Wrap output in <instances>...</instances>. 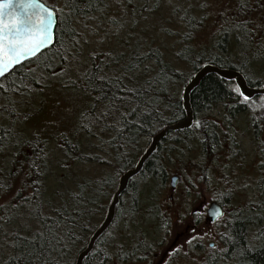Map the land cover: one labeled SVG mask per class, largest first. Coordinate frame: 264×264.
<instances>
[{
	"label": "trees",
	"instance_id": "1",
	"mask_svg": "<svg viewBox=\"0 0 264 264\" xmlns=\"http://www.w3.org/2000/svg\"><path fill=\"white\" fill-rule=\"evenodd\" d=\"M40 1L55 10L45 0ZM61 1L63 10L59 13L55 10L59 22L55 27L54 44L34 59L14 68L0 80V84L8 87L6 94L0 92V105L7 106L8 109L0 111V128L19 130L35 122L42 109L33 112H16V105L20 106L21 103L18 99L28 100L35 93L44 95L46 87L41 90L33 81L35 79L39 80L41 85L45 84L46 80H41L40 77L49 76L57 66L64 67L65 70L69 66H77L76 57L72 55L77 51V47H73L79 37L77 24L81 20L104 15L110 2V0H92L89 9L87 0H77V8L72 7L73 0ZM185 15L188 17L187 20L183 19ZM181 22L184 30L192 34L202 25L201 21L195 20L193 14L187 12L181 15ZM235 25L241 27L236 28ZM69 33L75 35L70 36ZM188 48L192 51L189 52ZM149 51L152 58L145 60V63L151 66L153 71L148 75L156 78V82L151 87L144 83L146 77L140 80L124 79L117 83L113 74L116 66L109 57L110 51L96 52L90 56L83 72L91 71L94 65H98L101 69L97 72L98 75L111 77L109 84L105 86L106 91L111 88L107 98L96 103L94 99L96 92H92L91 96L81 97L84 103L81 110L87 112L93 105L95 106V111L80 121L87 125L91 132H76L72 130V126L54 132L52 128L40 125V131H35L39 133V140L34 139L33 143L41 144L46 153L44 157H40L39 151L34 154L31 148L18 147L14 135L4 139L0 155L11 151L12 156L9 169L5 174L3 173L4 184L3 187L0 186V193L8 191L13 194L10 204L0 206V233L7 224L14 225L20 217L19 214L23 215V213L27 215L26 221L32 223L33 227L36 225L38 229L33 230L28 225L21 226L25 234L20 235L13 228L8 241L0 243V264H29L28 259L21 260V256L31 247L28 241L32 239L33 233L43 230L45 217L58 219L57 210L47 202L48 193L54 185L49 187L44 185L51 167L64 173L62 177L57 176L55 183L69 173H78L77 166L89 164L103 169L100 174L87 175L93 180L92 187L95 189V194L90 197L84 208L76 210L81 215L72 228V237H65L66 250L59 258V264H74L77 255L85 248L90 236L103 221L120 176L135 166L155 134L185 117L182 90L202 66L211 64L218 68L235 70L243 75L248 86L264 87V79L252 78L253 69H258L260 71L258 73L264 75V0H239L237 6L218 25L215 40L211 45L200 50L183 45L177 52H173L175 61L172 63L165 59L158 47L145 49L146 54ZM111 53L114 55L116 52ZM61 56H67L68 62L62 61ZM157 61H160L159 65ZM9 85L13 86L9 87ZM20 85H27L31 90L30 93L23 97L18 94L15 86ZM118 88L120 92L116 91ZM136 89H140V92L137 93ZM233 89H237L234 82L210 74L192 91L191 127L168 133L158 144L156 151L145 162L140 173L129 181L126 190L119 198L110 227L96 241L83 264H101L97 254L111 249V238L116 235V230L118 231L116 226L128 220L129 216L141 215L142 205H145L143 200L145 193L167 187L170 176L169 163L173 155L178 157L185 151L188 141L196 140L204 152L217 150L223 140L229 147L233 146L232 138L226 132H221L218 123L209 116L215 106L219 104L224 106L223 117L228 120L238 114L248 113L253 119L252 124L256 132L260 137H264V97L253 98L245 104L242 98L240 102L237 101V94ZM118 96L123 98H116ZM253 100L259 104L251 105ZM24 104L26 103L22 102V105ZM10 112H14L16 116L10 115ZM102 112L106 115L101 118ZM197 122L201 127H196ZM57 133H63L64 139H60ZM51 142L55 144L53 151L49 150ZM45 160L49 162L48 167H45ZM256 182L259 198L254 206L256 208H252L254 211L250 210L251 208L246 211L244 209L235 211L224 220L223 237L225 238H222V235L220 237L223 247L221 257L208 259L205 264H264V226L261 220L264 213V174H261ZM27 190L30 194L26 198L22 197L23 191ZM231 199L232 194L226 192L215 202L225 210ZM41 200L44 201L42 206ZM157 207L156 205L154 208ZM72 211L70 208L69 212ZM227 237L231 239L228 240ZM136 244L145 246L141 241ZM127 250H131V247H127ZM150 253L149 251L148 255ZM141 255L142 252H137V257ZM137 261L141 262L142 259L121 257L120 260L115 261V264H130ZM32 264L37 262L33 260ZM105 264H113V261L109 260Z\"/></svg>",
	"mask_w": 264,
	"mask_h": 264
},
{
	"label": "rangeland",
	"instance_id": "2",
	"mask_svg": "<svg viewBox=\"0 0 264 264\" xmlns=\"http://www.w3.org/2000/svg\"><path fill=\"white\" fill-rule=\"evenodd\" d=\"M45 1L58 13L63 10L61 0ZM238 1L172 0L170 4L169 0H110L104 15L81 20L77 24L79 44L77 51L73 52L77 66H69L67 70L57 66L49 76H46L45 83L50 84V87L45 88L44 95L35 93L28 100L18 99L21 103L20 106L16 105V112L42 109L35 122L23 128L30 136L36 130L40 131L41 126L52 128L54 132L73 126L84 103L79 95L68 103L66 97L72 96V93L62 90L60 81L74 80L83 72L92 54L120 51L122 40L129 34L130 29L134 28L135 32H140L142 29L155 26L153 30L159 31L160 36L152 47H158L165 59L172 63L175 61L173 52H177L185 45L180 42V36L174 35L176 32H186L181 24L182 14L185 12L193 14L195 20L202 22L193 33L196 39L187 44L200 50L215 40L218 25L237 6ZM172 4L180 6L181 10L173 14ZM120 25L125 26L123 31H120ZM116 32H119V35H116ZM161 41H165L168 46H159ZM253 72V80L264 79V75L258 73L260 72L258 69H253ZM22 102L26 104L22 105ZM257 103L254 101L251 105H258ZM223 114L224 106L219 104L209 116L218 123L221 132H226L232 138L233 146L229 147L223 140L217 150L204 152L196 140L188 141L185 151L178 157L173 155L169 163L170 176L167 187L143 195L145 205H142L141 215L133 217L131 227L128 220L116 226L118 231L116 230L115 236L124 243L126 250L139 241L145 246L151 245V253L147 258L130 264H205L208 259L219 258L223 248L220 237L223 236L224 220L235 211L243 209L246 211L250 208L254 211L252 208H256L254 206L259 201L256 181L264 174V166L261 165V161H264V137H260L256 132L252 124L253 119L248 113L238 114L229 120L223 117ZM54 149L55 144L51 142L49 150ZM11 156V151L0 155V186L4 184L3 173L5 174L10 167ZM77 169L81 174L87 175L100 174L103 171L101 167L89 164L77 166ZM63 174L51 167L44 185L53 186L57 176L62 177ZM173 176L176 177V181L171 188ZM226 192L232 194V199L223 210V216L215 222H209L207 218L209 204L221 199ZM12 194L13 192L8 191L0 193V206L10 204ZM29 194V190L23 191L22 197L26 198ZM156 205L157 209L154 208ZM19 215L14 225L4 226L0 233V243L8 241L13 228L20 235L25 234L21 226L28 225L33 230L38 229L36 225L33 227L32 223L26 221V213ZM261 220L264 226V213ZM192 234L202 239L195 241L194 245L186 246V252L182 248L179 255L172 254L173 246H179L186 236ZM211 244H214L215 248L210 247Z\"/></svg>",
	"mask_w": 264,
	"mask_h": 264
},
{
	"label": "snow or ice",
	"instance_id": "3",
	"mask_svg": "<svg viewBox=\"0 0 264 264\" xmlns=\"http://www.w3.org/2000/svg\"><path fill=\"white\" fill-rule=\"evenodd\" d=\"M172 3V0H169ZM89 9L91 8L92 0H87ZM11 7V0H7V3H0V77H5L6 70L10 66L18 63L21 58L29 56H35L42 48H45L53 43L54 39V27L58 26V17L56 11L48 9L42 4L38 3L37 0H24L19 5L22 10L21 13H11L9 22L5 23L2 17L5 14L7 8ZM73 8H77V0H73ZM79 10V9H78ZM181 10L180 6L172 4L173 14ZM183 19L187 20L188 17L185 15ZM124 25H120V31L124 30ZM163 27V25H160ZM236 28L241 27L235 25ZM155 26L142 29L140 32H135L134 28L129 30V34L123 38L121 43V50L116 52L114 55L110 52L109 57L112 63L116 66L114 69L115 81L120 83L124 79L132 80L133 78L140 80L146 77L144 83L148 86H153L156 82L155 76H150L148 73L153 71V68L145 63V60L152 58V54L149 51L145 53V49H151L152 45L156 43L160 36L159 31H154ZM119 35V32L115 33ZM70 36H74L75 33H69ZM174 35L180 36L181 43L187 46V43L191 40L196 39V36L192 33L187 32H176ZM79 42L76 41L73 47L76 48ZM161 47H167L165 41H161ZM189 52L191 48L187 49ZM73 55H75L73 53ZM179 55V53H177ZM62 61L68 62L67 56H61ZM160 64V61H157ZM111 67V66H109ZM165 72L166 69H163ZM101 71L98 65L93 66V70L77 75L76 79H69L67 81L61 80L60 87L62 90L70 91L72 96L66 97L68 103H71L72 99L79 95L81 97L91 96L92 92H96L95 102L99 103L101 99L107 98L108 88L106 91L105 86L109 84L111 77L104 75H98L97 72ZM55 75V73H53ZM159 75V72H157ZM41 80H46V77L41 76ZM37 84L41 90L45 87H50L47 82L43 85L40 84L39 80L33 81ZM14 84V82H13ZM13 85H9L12 87ZM8 87L4 84H0V92L6 94ZM15 91L22 97L25 94L30 93V89L27 85L15 86ZM120 92L118 88L116 90ZM137 93L140 89H136ZM237 94V101H242L247 104L250 101V97L244 95L240 90L233 89ZM122 99L123 97H116ZM7 106L0 105V111H7ZM95 111V106L85 112L81 110L77 121L73 124L72 130L76 132L87 131L91 132V129L81 123L86 115H91ZM10 115L16 116L14 112H10ZM106 113H101V118ZM17 119L19 117H16ZM107 127V126H106ZM196 127H201L200 123L197 122ZM15 136L16 144L18 147L31 148L34 154L39 151L40 157L46 156L44 148L40 143H33V140H39V133H32L28 135L24 129L9 130L6 128H0V149L3 147V141L8 136ZM60 139H64L63 133H57ZM79 159V157H77ZM105 163H109L105 161ZM261 165L264 166V161H261ZM49 166V162L45 160V167ZM39 170V168H38ZM93 180L87 176L86 173H69L64 176L59 182L55 183L50 193H48L47 202L50 203L57 210V220H52L51 217H45L43 220V230L33 233V237L28 243L31 245L30 248L25 250V254L21 256V260L28 259L29 264L35 260L37 264H59V258L64 254L66 250L65 237H72V228L78 222V217L81 215L78 209L84 208L89 202L90 197L95 194V189L92 187ZM247 187V185H245ZM41 206L44 201L41 200ZM72 212H69V209ZM86 210V209H85ZM219 209L213 212V215L217 214ZM133 217L129 216V226L133 222ZM227 226V225H226ZM167 228V225H165ZM66 229V230H65ZM131 235V232H129ZM222 238H225L222 236ZM202 239V237L192 234L186 236L179 246H173L171 249L172 254L179 255L181 249L187 251L186 246L194 245V242ZM228 240L231 237H227ZM15 246V245H14ZM210 247L215 248L214 244ZM151 250V245L146 247L139 244H134L131 250H126L123 242L119 241L118 236L111 238V249L106 252L98 253V257L101 260V264L112 260L113 264L115 261L120 260L121 257L124 259L136 258L145 259L147 258L148 252ZM137 252H142V255L137 257Z\"/></svg>",
	"mask_w": 264,
	"mask_h": 264
},
{
	"label": "water",
	"instance_id": "4",
	"mask_svg": "<svg viewBox=\"0 0 264 264\" xmlns=\"http://www.w3.org/2000/svg\"><path fill=\"white\" fill-rule=\"evenodd\" d=\"M24 2V0H11V7L7 8L5 11L4 16L2 17L3 21L5 23L9 22V17L11 13H21L22 10L19 8V5ZM38 3L42 4L43 6L47 7L48 9H52L48 6H46L43 2L40 0H37ZM0 3H7V0H0ZM53 10V9H52ZM55 32V27H54ZM55 39V36H54ZM50 44L49 46L42 48L39 52L35 54V56H29L26 58H21V60L10 66L9 69L6 70L5 76L9 74L14 68L20 66L21 64L34 59L36 56H38L41 52L47 50L54 44ZM216 75L219 78L234 82L236 87L240 90V92H243L244 95H247L250 97V100L259 96L264 97V87L262 88H253L248 86L245 78L243 75L235 70L230 69H223L218 68L214 65L207 64L202 66L192 77V79L185 85V87L182 90V107L185 113V117L175 122L171 125H168L164 127L160 132L155 134L148 145V147L145 149L143 154L140 156L138 161L136 162L135 166L132 169L127 170L124 172L119 180L118 185L115 190V192L112 195L111 201L107 207L105 217L99 227L93 232L91 237L89 238V241L85 248L78 254L75 264H82L83 260L88 256V254L92 251L96 241L103 235V233L110 227L114 216H115V209L119 202L120 196L123 194V192L126 190L127 185L129 181L137 176L140 171L142 170L145 162L152 156V154L156 151L158 144L166 137V135L170 132H176L181 130H186L191 127L193 123V111L190 104V95L192 91L199 86L201 81L207 76V75ZM4 77H0V80ZM176 181V177L173 176L171 178V188L174 187V182ZM216 209H219V212L215 215H213V212L216 211ZM223 216V209L222 207L216 203L215 201L211 202L209 204V207L207 209V218L209 222H215L216 220L220 219Z\"/></svg>",
	"mask_w": 264,
	"mask_h": 264
},
{
	"label": "flooded vegetation",
	"instance_id": "5",
	"mask_svg": "<svg viewBox=\"0 0 264 264\" xmlns=\"http://www.w3.org/2000/svg\"><path fill=\"white\" fill-rule=\"evenodd\" d=\"M100 224H101V223H100ZM100 224H99V225H100ZM98 227H99V226H98ZM98 227H97V228H98ZM105 232H106V231H105ZM105 232H104V233H105ZM104 233H103V234H104ZM92 234H93V233H92ZM90 237H91V236H90ZM88 241H89V240H88ZM87 243H88V242H87ZM88 255H89V254H88ZM77 256H78V255H77ZM87 257H88V256H87ZM87 257H86V258H87ZM76 258H77V257H76ZM86 258H85V259H86ZM85 259H84V260H85ZM84 260H83V262H84ZM75 261H76V259H75ZM74 264H75V262H74ZM82 264H83V263H82Z\"/></svg>",
	"mask_w": 264,
	"mask_h": 264
},
{
	"label": "bare ground",
	"instance_id": "6",
	"mask_svg": "<svg viewBox=\"0 0 264 264\" xmlns=\"http://www.w3.org/2000/svg\"><path fill=\"white\" fill-rule=\"evenodd\" d=\"M134 178V177H133ZM109 244V243H108Z\"/></svg>",
	"mask_w": 264,
	"mask_h": 264
}]
</instances>
